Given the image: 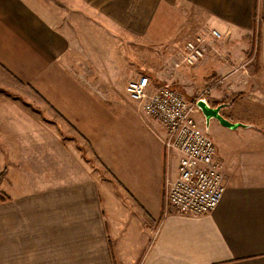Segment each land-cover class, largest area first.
<instances>
[{
    "label": "crops",
    "instance_id": "1",
    "mask_svg": "<svg viewBox=\"0 0 264 264\" xmlns=\"http://www.w3.org/2000/svg\"><path fill=\"white\" fill-rule=\"evenodd\" d=\"M209 28L219 54L185 70L241 86L206 100L246 126L211 119L225 191L194 216L165 205L179 155L126 87L174 82ZM0 264H264V0H0Z\"/></svg>",
    "mask_w": 264,
    "mask_h": 264
},
{
    "label": "built area",
    "instance_id": "2",
    "mask_svg": "<svg viewBox=\"0 0 264 264\" xmlns=\"http://www.w3.org/2000/svg\"><path fill=\"white\" fill-rule=\"evenodd\" d=\"M221 38L215 28L194 34L185 42L175 64L194 66L211 53L218 55ZM236 70L245 72V63ZM126 91L139 109L163 123L165 148L179 155L177 176L165 179V205L188 215L211 213L223 196L225 183L214 140L199 121L202 113L198 99L189 100L167 85L151 91L147 75L129 81Z\"/></svg>",
    "mask_w": 264,
    "mask_h": 264
},
{
    "label": "rangeland",
    "instance_id": "3",
    "mask_svg": "<svg viewBox=\"0 0 264 264\" xmlns=\"http://www.w3.org/2000/svg\"><path fill=\"white\" fill-rule=\"evenodd\" d=\"M117 43H119V46L120 47H129V44H132V45L135 44V43L129 42V40H125L123 38L120 41H117ZM161 52H162L161 49H158V48L156 49L155 48V63L158 64L159 66H161V63L162 62L160 61L161 60V57L158 54L161 53ZM257 59L258 58H257V55H256V57L253 60V62L251 61L252 64L253 63H256L254 68H257V67L259 68V64H258V60ZM242 63H244V61ZM173 65L177 69L178 74L180 72H182V73L180 74L181 77L180 76H177L173 80L174 82H169L168 83L169 84L168 86L169 87H172V88H174L176 90H178L179 92H181L189 100H197V99H200V98H205V99L207 98L208 100H210V99L212 100V98L209 97L208 94L210 93V95H214L215 96L216 94H214V93H217V92L224 99L223 93L224 92H227V91L230 92V90H232V91H235L236 90L235 92L231 93V95H234L236 93L237 94H241V93H238V90H240L242 88L241 86H239V87H229L230 88L229 89L228 87H226L225 84L220 83V82L218 83V85H215V86H210L211 83L209 84V82H207V83L205 82L202 86H199L196 83L194 84V82H193V76L188 75L189 73H191V72L194 71V70H192L193 68H191L188 71L185 70V68H188L189 69V67H192V66L183 64L181 62H179L178 64H173ZM170 74H171V76L169 78L171 79V77L173 76V73L171 72ZM241 74H243V78L242 79L245 81V78L244 77H245V74L246 73L243 72ZM220 78L218 77L217 80H219ZM247 84H245V85H247ZM229 99H230V97H228L226 100H229ZM253 112H254V110H253ZM91 166H93V165H91Z\"/></svg>",
    "mask_w": 264,
    "mask_h": 264
},
{
    "label": "water",
    "instance_id": "4",
    "mask_svg": "<svg viewBox=\"0 0 264 264\" xmlns=\"http://www.w3.org/2000/svg\"><path fill=\"white\" fill-rule=\"evenodd\" d=\"M229 103H220L217 106H212L206 99L200 98L197 100V106L200 108L203 117L205 118V128L207 132L209 131V123L211 119H216L221 125L228 128H237L239 126H246L241 122H233L225 117L221 110Z\"/></svg>",
    "mask_w": 264,
    "mask_h": 264
}]
</instances>
